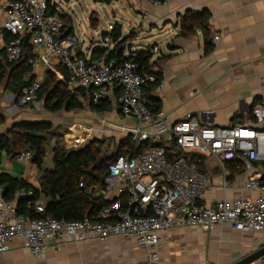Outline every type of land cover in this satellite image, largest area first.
Listing matches in <instances>:
<instances>
[{
    "label": "built area",
    "instance_id": "built-area-1",
    "mask_svg": "<svg viewBox=\"0 0 264 264\" xmlns=\"http://www.w3.org/2000/svg\"><path fill=\"white\" fill-rule=\"evenodd\" d=\"M168 1L150 0L156 8ZM62 15L59 4H48L46 0H9L6 20L0 28L9 37L4 47L5 62L19 63L27 40L33 55L28 60L31 70L39 66L62 67L65 90L87 91L93 105L110 100L119 91V114L136 124L121 131V141L129 140L130 147L109 164L104 184L97 188L107 204L79 222L41 218L45 204L39 200L33 211L40 218L18 216L15 206L3 199L0 188V254L9 252L13 242H19L32 258L41 259L65 244L123 238L133 240L147 254L145 264H155L161 239L169 232L190 228L209 232L219 224H227L233 231L259 233L264 247V183L259 178L249 177L242 185V190L258 193L254 201L240 197L204 205L212 187V167L228 189L232 187L229 166L245 174L252 171L254 164L264 163V100L252 111L255 128L203 126L194 117L170 124L161 111L150 113L143 97L145 86L157 84L160 90L163 83L157 82L152 73H138L132 60L117 62L110 58L113 48L105 49L94 60L78 55L77 40L60 36ZM218 41L215 36L213 43ZM104 42L113 46L108 38ZM41 83L40 78H35L22 91L21 105L38 103ZM261 90L264 92V82ZM77 132L79 135L69 142L73 147L83 144L91 130L78 127ZM147 142L152 145L139 150ZM31 158L30 152H22L16 160ZM33 196L32 190L14 193L15 200Z\"/></svg>",
    "mask_w": 264,
    "mask_h": 264
},
{
    "label": "crops",
    "instance_id": "crops-1",
    "mask_svg": "<svg viewBox=\"0 0 264 264\" xmlns=\"http://www.w3.org/2000/svg\"><path fill=\"white\" fill-rule=\"evenodd\" d=\"M8 1L0 0V28L6 20ZM114 3L128 20L126 26L115 24L121 27L122 37L134 33L133 40L124 44V57L135 51L156 50L152 53L151 63H155L153 70L158 71L163 87L160 90L156 88L150 95L159 101V111L164 113L168 123L175 124L194 117L203 126L256 127L252 111L264 100L261 90L264 82V0H169L157 8L150 0H118ZM186 12L205 14V30L199 29L187 38L179 36L180 18ZM62 16L69 18L72 26V19L64 11ZM108 25L111 32L115 25L112 26L111 22ZM73 33L72 27L70 37L74 38ZM108 34H101L87 44H78V55L94 60L98 55L95 51L114 48V45L104 42L103 38ZM140 34L145 36V44H138ZM215 36L219 37L217 44L213 43ZM8 40V35L0 32V60H4V47ZM207 42L212 47L209 53H205ZM126 49L128 54H125ZM83 50L84 55L81 54ZM60 69L63 68L39 66L31 70V75L34 79L43 80L45 73L50 71L63 82L66 75H62ZM6 92L3 83L0 105L5 124L0 127V135L20 122H49L54 128L62 126L70 132L65 136L69 144L74 136L79 135L78 127H85L86 121L75 112L56 113L51 117L44 109L40 110V103L32 110L24 106L23 111L20 99L17 105L13 94ZM75 97L84 103L78 94ZM117 97L110 99L113 114L110 123L121 133L123 129L135 126L136 122L119 114ZM51 118L53 120L49 121ZM71 125L76 128H69ZM51 146L47 148L44 161L45 168L49 170L52 169ZM1 176L39 188L36 166L31 161L12 159L4 152L0 153ZM209 177L212 187L206 193L204 205L240 197L254 201L258 193L244 191L242 185L249 177L259 178L264 183V168L256 163L251 172L234 175L229 181L232 187L228 189L223 187L216 168L212 167ZM39 202L44 203L42 199ZM11 203L16 208L15 200ZM262 248L259 233L233 231L227 224H219L209 232L199 228L174 230L162 237L157 249L159 260L155 264H236ZM146 260L147 254L133 240L123 238L65 244L49 251L41 259L32 258L19 242H13L9 252L0 254V264H145ZM250 264H264V258Z\"/></svg>",
    "mask_w": 264,
    "mask_h": 264
},
{
    "label": "trees",
    "instance_id": "trees-1",
    "mask_svg": "<svg viewBox=\"0 0 264 264\" xmlns=\"http://www.w3.org/2000/svg\"><path fill=\"white\" fill-rule=\"evenodd\" d=\"M95 3L110 5L118 0H93ZM49 4V0H46ZM205 14L186 12L180 18L179 36L187 38L195 34L199 29L205 30L207 18ZM63 29L60 33L62 38L70 37L72 26L70 19L62 16ZM97 20L94 15L90 17V27L97 28ZM106 35H103V37ZM114 48L109 51V57L117 62L121 60H132L137 66L138 73H152L159 82L158 73H154L155 63H151L152 53L148 51H135L124 57V44L132 41L134 33L122 37L121 27L115 25L113 30L107 35ZM103 38V39H105ZM211 43L207 42L205 53L211 51ZM105 49L95 51L98 58ZM33 57L32 48L27 40L23 43L22 59L16 65H8L5 60H0V85L5 84V91L13 94L15 101L22 96V91L33 81L31 69L28 66V60ZM8 68V69H7ZM7 69V71H6ZM65 75L63 69L59 71ZM157 87V84L147 85L143 89V97L150 113L159 112V101L151 97L150 93ZM78 94L84 103L77 101L75 95ZM117 95V92L115 93ZM38 102H42L44 111L56 114L61 111L67 113L81 112L87 107L96 114H104L110 110V100L100 105H93L89 100V93L85 90H79L74 93L67 92L63 82L50 71L45 73L38 93ZM5 124L1 113L0 105V127ZM54 141V142H53ZM53 142V145L51 144ZM62 138H56V131L49 122H20L12 126L6 134L0 135V153L4 152L12 159L22 152H30L31 162L36 166L39 172V188L35 189L23 181L11 180L3 176L0 177V188L2 196L6 202L14 201V193L17 190H32L34 196L32 199H18L16 202V214L31 219L40 218L34 214L33 207L39 199L45 204V212L41 218H53L56 220H65L66 222H79L86 216H90L107 203L98 195L97 188L104 184L107 176V168L117 156L125 153L124 149L130 147L129 140H122L116 145V150L110 155L104 154V143L98 140L88 143L76 149L66 150L61 143ZM52 145V146H51ZM152 144L143 143L139 150H145ZM51 146L52 169L45 168V158L47 148ZM161 146V145H158ZM177 156V155H176ZM264 168V163L261 164ZM230 176L228 181L234 175L241 174L233 166H229ZM83 182V187L79 183Z\"/></svg>",
    "mask_w": 264,
    "mask_h": 264
},
{
    "label": "rangeland",
    "instance_id": "rangeland-1",
    "mask_svg": "<svg viewBox=\"0 0 264 264\" xmlns=\"http://www.w3.org/2000/svg\"><path fill=\"white\" fill-rule=\"evenodd\" d=\"M50 2L53 4H59L62 10L64 11V14L72 19V27L74 32L73 35L79 45H82L83 43L87 44L92 40L97 39V37H99L101 34L110 33L108 30V24L110 22L112 23V26H114L115 24H120L123 26L127 25L128 20L122 14H120V10L118 9L115 3H112L110 5H104L100 3H95L93 0H50ZM92 14L96 15V19L98 20V29L96 30H92L89 27L90 17ZM135 17L137 18V16ZM144 37V35L140 34L137 41L138 44H145ZM102 45L104 46V43ZM84 53L85 52L83 50L81 54L84 55ZM128 53L129 51L128 49H126L125 54ZM2 87L3 83L0 85V89ZM7 92L6 94H8ZM14 103L17 104V101H14ZM38 103H40V110H42L43 108L41 102ZM85 106V113L75 112L76 115H80L83 120L86 121L83 124V126H85L84 129L91 130L90 134L88 135V138L80 146H83L89 141L98 140L101 143H104V154L110 155L114 153L116 150L117 143H119L122 139V134L119 133V131L116 130L115 126L110 123V120L112 119L113 115L111 113L112 110H109V112L104 114H96L87 107V104H85ZM29 107L31 110L33 109V106ZM22 109L24 111V106L21 107V110ZM47 114L51 115V117H54V114ZM58 114L63 115L67 114V112L61 111ZM52 120V118L49 119V121ZM72 127H74V125H71L69 128ZM54 129L56 131V138H62L61 143L64 145L66 150L76 149L80 147L79 145L77 147H73L72 145L66 142L67 140H65V136L66 134L69 135L70 132L63 129L62 126ZM67 139L69 138L67 137Z\"/></svg>",
    "mask_w": 264,
    "mask_h": 264
},
{
    "label": "water",
    "instance_id": "water-1",
    "mask_svg": "<svg viewBox=\"0 0 264 264\" xmlns=\"http://www.w3.org/2000/svg\"><path fill=\"white\" fill-rule=\"evenodd\" d=\"M261 258H264V248L259 249L258 251H256V253H253L252 255L242 259L236 264H250Z\"/></svg>",
    "mask_w": 264,
    "mask_h": 264
}]
</instances>
